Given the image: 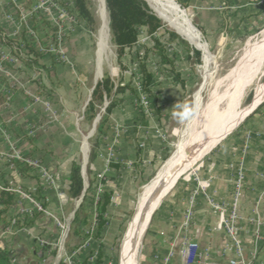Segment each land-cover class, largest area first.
I'll use <instances>...</instances> for the list:
<instances>
[{
	"label": "rangeland",
	"instance_id": "obj_1",
	"mask_svg": "<svg viewBox=\"0 0 264 264\" xmlns=\"http://www.w3.org/2000/svg\"><path fill=\"white\" fill-rule=\"evenodd\" d=\"M171 1L184 14L193 30L197 31L201 42L213 57L209 68L205 70L202 53L162 12L155 6L151 8L145 1L164 27L153 38L165 44L169 56L174 55L176 70L184 80L185 88L173 82L171 76L162 69L151 51L152 38L144 29L139 32L137 45L126 51L122 60L124 69L118 64L109 28L104 49L100 51L102 18L106 16L108 27V16L106 7L102 11L99 0H86L93 19L89 25L77 20L71 0H0V100H3L0 104V185L12 186L21 194L31 195L38 200L43 213H47L48 199L44 193H39L41 187L49 186V190L54 189L58 194L63 188L61 168L75 161L82 171L85 167L83 174L86 188L83 189L86 191L89 178L85 165L87 153L94 144L99 122L107 116L106 109L112 100L117 107L107 116L106 126L114 122L118 132L134 133L142 147V164L139 165L141 176L129 178L127 184L123 182L119 190H113L114 201L108 209L110 224L102 239L104 264L119 263L120 246L135 218L144 188L155 179L162 167L190 140L208 132L221 119L250 106L257 90L264 85V0L232 1L229 5L224 0ZM33 16L37 19V32L28 26ZM43 20L49 25H44ZM25 26L26 39L45 53L38 62L55 72L56 78L48 80L47 76L24 64L27 51L20 36ZM167 32L176 34L191 49L198 51L200 63H196L192 51L186 52L177 45V41L168 45ZM10 39L15 43H8ZM146 49L148 54L144 61L154 76L152 92L159 112L152 105V100L138 87L141 80L139 60L144 58ZM187 55L191 56L190 59L186 58ZM99 56L101 76L96 79ZM105 77H109L114 89L111 96L97 106L95 118L89 121L87 105L91 93L95 83ZM118 86L124 87L125 91L116 94ZM262 113L264 102L262 104L261 101L214 147L236 140L235 144L241 141V145L249 148L258 140L262 141ZM239 130L245 131L240 141L236 137ZM29 140L38 150L31 156ZM211 150L178 176L169 192L159 203L156 202L158 205L149 216L141 240L137 264L141 262L147 233L156 225L160 212L185 180L200 175L198 166ZM15 153L24 159L37 160L42 168H33L16 160L12 157ZM16 163L35 172L37 181L40 179L42 182L38 192H28L20 184L18 180L26 178L19 177ZM44 171L54 175V187L44 177ZM206 174L210 177L209 171ZM51 194L55 195L53 191ZM96 194L97 189H92L86 197H96ZM157 194L159 192L155 193V201ZM63 203L64 200L60 198L56 202L57 213H53L51 218V235L43 239L38 237L42 243L53 244L47 249L50 257L44 264H59L65 256H72V264H82L90 250L95 252L90 258L92 264L96 256L95 241L87 240L81 249L72 252L73 255L69 254L70 249L79 242L72 237L70 227L72 211L77 202L65 209ZM94 214L95 209L92 207L90 215ZM44 233L42 229L40 236H44Z\"/></svg>",
	"mask_w": 264,
	"mask_h": 264
},
{
	"label": "crops",
	"instance_id": "obj_2",
	"mask_svg": "<svg viewBox=\"0 0 264 264\" xmlns=\"http://www.w3.org/2000/svg\"><path fill=\"white\" fill-rule=\"evenodd\" d=\"M113 123H109L103 129L99 139V151L91 166L97 180L104 181V185L100 184L103 191L119 190V185L123 182L127 184L129 178L131 180L133 177L138 178L141 176L138 173V171L141 172L139 168L136 170L134 167L136 161L134 140L136 135L128 131L118 132L116 125ZM263 127L264 114L262 113V129ZM244 132V130L237 132L238 141L241 140L240 137L243 136ZM232 141L214 147L198 166L201 169L200 175L192 176L185 180L182 187L171 197L169 204L162 209L159 218L156 220V225H153L147 233L140 264H180L178 256H174L167 262L165 260L170 249L179 246L184 235L195 240L202 253L208 252L210 260L206 264H229L230 257L223 254L226 240L223 234L216 230L218 214L207 206L203 193H200L195 198L193 207L194 219L187 227L184 226V215L188 209L189 197L197 188L198 181H207L210 178L208 191L204 193L213 195L218 202L227 200L231 186L228 181L231 180L237 169H242L245 173V188L239 204V215L242 218L239 224V239L242 244L244 257L250 264H256V260H261L259 251L264 246V136L262 135V141L258 140L255 145L249 148H245L244 144L241 145L243 143L241 141L237 142V144H235L236 140ZM90 152L91 150H88L85 162L87 166ZM142 154L143 150L141 156ZM72 163H75V161L69 162L66 168H61L62 172H60V175L63 186ZM115 166L118 167L116 168ZM82 169L81 179L84 188H86L83 174L85 167ZM202 169H204L203 172ZM209 170L210 177L206 174ZM57 172L59 173L58 170ZM56 176V182H58V175ZM39 180L26 178L18 181L28 189V192H33L34 190L38 192V187L42 185ZM41 188L42 191L40 190L39 193H44V196H47L48 199V204L46 205L47 213L36 212L35 203L38 200L31 195L15 194L16 206L9 212L7 218L14 220L28 218V221H31L32 224L18 230L13 229V227L12 229L8 227L2 230V225L0 224V242L5 243L11 249L14 264H44L50 257L47 249L48 247L51 248L53 244L42 243L38 239L51 235L50 231L53 228L51 218L53 213H57L55 205L59 198L64 200V196L61 190L57 194L56 190H49V186L43 185ZM51 191L55 195L51 194ZM213 193L216 194L214 195ZM75 211L76 206L72 211V215ZM36 213H39V215L34 219L33 216ZM249 218L257 219L262 224L263 242L258 245L254 244L252 240L253 226L246 223ZM42 229L45 230L44 236H40ZM103 234L102 239L104 238ZM254 252L258 254L257 259L253 258ZM90 263L91 259L88 260V264Z\"/></svg>",
	"mask_w": 264,
	"mask_h": 264
},
{
	"label": "trees",
	"instance_id": "obj_3",
	"mask_svg": "<svg viewBox=\"0 0 264 264\" xmlns=\"http://www.w3.org/2000/svg\"><path fill=\"white\" fill-rule=\"evenodd\" d=\"M227 5L232 1L240 2L242 0H224ZM252 2L253 0H249ZM73 11L77 20L82 21L86 25H89L93 22L92 16L87 8L86 0H71ZM105 7L107 10L108 16V28L111 35V40L113 45L116 48L117 60L119 66L124 69L125 65L123 63V58L125 57L126 51L131 50L138 43L139 32L144 29L145 33L152 38L153 47L152 53L157 57L158 63L162 69L171 76V79L175 83H179L182 88H185L184 80L181 79L180 73L176 70L175 59L173 56H169L165 44H163L159 39L153 38V36L160 30L163 29V24L160 19L151 11L147 3L143 0H105ZM44 25L48 26L47 21H42ZM37 19L36 17H31L28 21V26L30 25L31 29L37 32ZM27 26H25L20 39L24 43V49L27 51L26 59L23 61L26 67L38 71L42 75L48 77V80L56 78L55 72L49 70L45 64L38 62L43 59L45 53L41 48L34 46L31 40L26 39ZM168 45L174 41H177V45L186 52L192 51L196 63H200V53L196 50L191 49L179 36L174 33L167 32ZM8 43H15L14 40H7ZM144 58H140L139 62V72L141 75V90L148 98L152 100V105L156 107V99L152 92L154 76L148 70L147 62L144 61L145 57L148 54V50H145ZM33 60H31L32 58ZM191 56L187 55L186 58L190 59ZM114 86L110 81L109 77H105L102 81L98 82L95 88L91 93V99L87 105L89 116L87 120L92 121L95 118L96 108L100 106L105 98H109L112 94ZM125 91V88L118 86L116 88V94L118 92ZM132 92V91H131ZM133 93V92H132ZM109 105L106 109L107 116L117 107L113 103ZM3 103V100H0V104ZM157 108V107H156ZM159 112V108H157ZM159 114V113H158ZM107 116L103 118L97 128V137L94 140L92 145L91 152L89 155V162L87 166L88 174V187L85 191V194L82 198V201L79 207L76 209L73 214V219L71 221V232L72 237L78 239V243L70 249L69 254L82 248L87 240H92L97 242L96 256L95 260H92V264H103L104 253H103V244L101 242L102 234L109 226L110 221L108 219V209L112 206V198L114 197V191H103L101 196L96 198L92 196L91 198L86 197L87 192L93 189L95 191L99 184L104 185L103 180H97L96 175L94 174L91 166L93 165L97 153L99 151V139L102 134L103 129L106 127L108 122ZM161 118V117H159ZM145 124V123H144ZM146 126V124L144 125ZM134 128V132H136ZM31 143L29 155L35 154L38 150L32 144V140H29ZM135 150H136V161L134 167L138 170L139 165H141V153L142 148L140 147L137 140H134ZM16 166L19 170V177L27 179L37 180L35 172L26 166H22L16 163ZM116 168L118 166H115ZM139 174L141 172L138 171ZM65 185L61 189L64 196V209L65 207L72 205L74 202H77L83 191V183L81 179V168L76 163L71 164V168L68 176L64 180ZM16 206V196L15 193L9 190L8 186H3L0 189V224L2 225V230L7 229L12 225L14 221L13 229L18 230L22 229L25 226H30L31 221H28V218L23 220H14L7 218L9 212L14 209ZM45 207V206H44ZM95 209V214L90 215V208ZM39 213H36L33 217L37 218ZM95 252L90 250L87 257L83 260L82 264H88V260L93 256ZM260 261L264 264V246L261 247L259 251ZM0 264H14V257L11 249L6 246L5 243L0 242ZM59 264H63L61 261Z\"/></svg>",
	"mask_w": 264,
	"mask_h": 264
},
{
	"label": "bare ground",
	"instance_id": "obj_4",
	"mask_svg": "<svg viewBox=\"0 0 264 264\" xmlns=\"http://www.w3.org/2000/svg\"><path fill=\"white\" fill-rule=\"evenodd\" d=\"M145 1L148 2L151 8H154L155 6L157 10L162 12L166 18L170 20L172 25L176 27L184 36H186L190 44H192L194 48L198 49L202 53L204 69L207 70L213 61V57L209 53L205 44L201 42L200 35L197 33V31L195 32L193 30L191 24L188 22L184 14L178 9L176 4H174V2L171 0ZM99 2L103 11L105 7L104 1L99 0ZM107 36L108 27L106 16L104 15L102 18V27L100 31V51L104 49ZM99 63L100 56L98 59L96 79L100 78L101 76ZM263 99L264 85L262 88L257 90L256 97L250 106L240 113H232L230 117L223 120L221 119L218 124L212 125L208 132L203 135L200 134L201 136H199V138L190 140V143L183 145V147L179 149V153L177 151V154H174L173 158L162 167L155 179L144 188L143 195L138 203L135 218L131 222L127 234L121 243L118 264H137V260L139 259L138 254L141 249V240L146 230L149 216L154 208H156L155 206H157L164 195L169 192L171 186L176 183L175 181L178 179V176L186 171L188 167L193 165L203 155L207 154L215 144H217L231 130H233L246 116V114H249L258 104H260ZM158 192L159 194H157L155 201L154 196L155 193Z\"/></svg>",
	"mask_w": 264,
	"mask_h": 264
},
{
	"label": "built area",
	"instance_id": "obj_5",
	"mask_svg": "<svg viewBox=\"0 0 264 264\" xmlns=\"http://www.w3.org/2000/svg\"><path fill=\"white\" fill-rule=\"evenodd\" d=\"M138 87L141 89V82L138 85ZM245 148H247L246 145ZM12 157L15 158L16 160L23 162L24 164L30 167L39 168V169L42 168L41 166H39V162L37 160L24 159L18 156L17 153H15L14 156ZM43 175L45 178L49 180L51 186L54 187L53 176L47 174L45 171L43 172ZM98 179H100V177H98ZM209 181L210 178L207 181H200V182L198 181V184L196 186L197 188H195V190L191 193L188 202V209L185 211V215H184V220H185L184 226L186 227L189 226L193 221L194 219L193 207L195 204V198L200 193H203L207 206L218 214V224L216 230L217 232L223 234L226 240V245L224 246L223 254L230 257L228 263L250 264L244 257L242 244L240 242L238 235L240 231L239 224L242 221V218L239 215V204L243 194V190L245 188V173L242 171V169H237L235 171L234 176L231 178V180L228 181V183H230L231 185L230 194L228 196V199L224 201L218 202L216 201L213 195H208L207 193H204L208 191L210 185ZM2 187L3 186L0 185V189ZM9 190L14 192L15 194L20 193L17 190H15L12 186L9 188ZM101 191L102 189L99 184L97 187L96 198L101 196L102 193ZM213 194L215 195L216 193ZM35 207L39 212L43 213L41 207L38 205V202L35 203ZM246 223L253 226L252 240L254 244L258 245L259 243L263 242V235L261 231L262 224H260V222L254 218H249L248 220H246ZM13 226H14V221H12V225L10 226V228L12 229ZM174 256H178L180 258V264H206V262L210 260V256L208 252L202 253L200 251V247L198 243L195 240L190 239L185 235L183 236L179 246L172 247L170 249V252L165 261L166 262L169 261ZM257 256L258 254L254 252L253 258L255 259ZM63 262L65 264H72V257L65 256ZM256 264H262V263L261 261L256 260Z\"/></svg>",
	"mask_w": 264,
	"mask_h": 264
},
{
	"label": "water",
	"instance_id": "obj_6",
	"mask_svg": "<svg viewBox=\"0 0 264 264\" xmlns=\"http://www.w3.org/2000/svg\"><path fill=\"white\" fill-rule=\"evenodd\" d=\"M103 1H104V6H105V0H103ZM197 50H198V49H197ZM198 51H199V50H198ZM96 85H97V83H95L94 88H95ZM94 88H93V89H94ZM262 102H263V101H262ZM258 105H259V104H258ZM258 105H257V106H258ZM257 106H256V107H257ZM256 107H255V108H256ZM255 108H254L250 113H252V112L255 110ZM250 113H249V114H250ZM249 114H247V115H249ZM97 120H98V118L95 120V122H96ZM210 150H211V149H210ZM176 181H177V180H176ZM83 194H84V191L82 192V195H81L79 201H78L77 204H76V209L79 207V205H80V203H81V201H82ZM113 201H114V199H113Z\"/></svg>",
	"mask_w": 264,
	"mask_h": 264
}]
</instances>
